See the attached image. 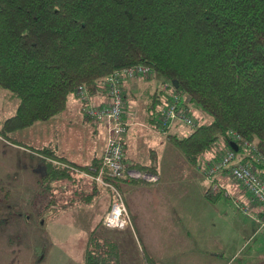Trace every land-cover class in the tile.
<instances>
[{
	"label": "trees",
	"instance_id": "trees-1",
	"mask_svg": "<svg viewBox=\"0 0 264 264\" xmlns=\"http://www.w3.org/2000/svg\"><path fill=\"white\" fill-rule=\"evenodd\" d=\"M135 66L150 70L144 77L163 80L165 87L155 91L148 107L150 123L211 179L205 192L209 202H217L223 189L227 193L218 181L220 174L230 176L227 170L210 177L208 171L229 151L264 179V0H0V90L16 103L0 124V136L39 157L43 192L51 182L71 185L74 199L86 204L94 201L98 186L113 197L96 179L99 173L123 200L120 181L151 183L110 176L101 157L80 166L51 144L34 147L13 137L60 114L73 99L94 123L84 110L101 106L91 102L100 92L107 99L102 79ZM163 92L168 104L178 94L177 109L192 119L186 135L162 125L165 107L155 99ZM193 105L211 120L192 118ZM131 167L156 174L142 164ZM102 217L88 230L83 264L122 263L121 248L106 237L113 228ZM130 221L132 227L131 216ZM145 262L158 264L147 254Z\"/></svg>",
	"mask_w": 264,
	"mask_h": 264
},
{
	"label": "crops",
	"instance_id": "crops-1",
	"mask_svg": "<svg viewBox=\"0 0 264 264\" xmlns=\"http://www.w3.org/2000/svg\"><path fill=\"white\" fill-rule=\"evenodd\" d=\"M162 82L159 76L152 75L125 78L123 83L128 124L123 138L125 161L129 166H146L159 176V180L155 183L122 180L119 183L132 227L107 229L106 237L121 248V264H147L145 254L158 264H264V235L254 236L260 207L255 206L251 213L245 214L227 199L209 202L205 192L210 180L201 169L187 163L168 134L160 133L150 123L148 107L156 96L155 91L161 92L164 88ZM164 96L165 92L155 99L159 100V108L168 105ZM105 101L104 92L91 97L95 105ZM15 107V100L0 90V124L6 116L12 115ZM31 127L29 131L37 134H33L34 138L26 137L28 142H33L30 146L51 144L59 156L80 166L90 165L102 156L106 128L85 119L77 100H71L63 112L50 119L49 125L37 122ZM176 128L178 126L172 130ZM22 131L25 129L14 132L13 137L23 141L16 137ZM20 156L28 157L34 175L41 174V161L33 151L0 136V188L6 195H9V188L5 186L25 172ZM237 156L241 159L240 153ZM206 157L213 159L211 155ZM218 181L231 192L232 197L227 198L238 199L243 205L251 203L247 192L231 182L230 176L220 174ZM107 195L112 198L110 192ZM77 264H83V260Z\"/></svg>",
	"mask_w": 264,
	"mask_h": 264
},
{
	"label": "rangeland",
	"instance_id": "rangeland-1",
	"mask_svg": "<svg viewBox=\"0 0 264 264\" xmlns=\"http://www.w3.org/2000/svg\"><path fill=\"white\" fill-rule=\"evenodd\" d=\"M190 115L197 122L205 123L211 120L210 115L196 109L194 105ZM49 123L50 120L43 122L45 125ZM176 126L178 128L172 130ZM32 128L28 127L25 131L17 133L16 137L22 138L29 143L28 145H33L32 141L26 140L28 135L34 138L33 134H37L35 131H29ZM190 130L191 126L181 120L169 126V132L175 134H187ZM19 159L20 164L25 166V172L22 175L20 172L19 179L5 186L9 188V195L4 194L0 188V264H77L81 262L84 259L88 230L93 229L101 220L98 219L99 216L102 217L108 210L113 198L107 195L103 187L98 186L99 193L92 203L79 204L74 199L76 197L74 186L63 187L55 182H51L50 188L43 192L42 187H45V183L41 182L39 174L32 173L34 167L29 166L28 157L20 156ZM230 181L235 183L231 178ZM222 191L223 196L220 199H227L232 206H235L234 200L227 198L232 197L231 192L227 191L225 194L224 189ZM249 206L251 210L254 209L251 205ZM258 220L256 219L257 228L254 236L262 235ZM133 254L134 251H131V255Z\"/></svg>",
	"mask_w": 264,
	"mask_h": 264
},
{
	"label": "built area",
	"instance_id": "built-area-1",
	"mask_svg": "<svg viewBox=\"0 0 264 264\" xmlns=\"http://www.w3.org/2000/svg\"><path fill=\"white\" fill-rule=\"evenodd\" d=\"M150 74V70L144 66H135L125 69L123 72H114L102 79V84L107 87V99L101 106H90L85 113L92 118L96 124H101L106 128V142L101 156V163L108 168V174L113 177L125 180L140 179L147 182L158 180L157 174L149 173L129 166L125 161L123 138L127 132L128 124L125 116V101L123 98V82L125 78L144 77ZM165 87V85H164ZM179 95L173 94V100L165 107L161 122L165 127H169L177 120L186 124L194 125L192 119L185 113L179 111ZM247 146H249L247 144ZM227 170L232 179L250 196V204L243 205L238 199H234L235 206L245 213H251L250 206L260 207L263 217L259 219V229L264 235V179L250 164L242 163L234 158L233 152L229 151L219 162L213 164L208 173L216 175L218 172ZM96 179L109 186L113 193L112 203L102 217V222L106 227L125 228L130 224V215L122 198L120 190L113 185H108L102 181L99 173ZM211 180V179H209ZM215 187V184H213Z\"/></svg>",
	"mask_w": 264,
	"mask_h": 264
},
{
	"label": "water",
	"instance_id": "water-1",
	"mask_svg": "<svg viewBox=\"0 0 264 264\" xmlns=\"http://www.w3.org/2000/svg\"><path fill=\"white\" fill-rule=\"evenodd\" d=\"M175 83V82H174Z\"/></svg>",
	"mask_w": 264,
	"mask_h": 264
}]
</instances>
